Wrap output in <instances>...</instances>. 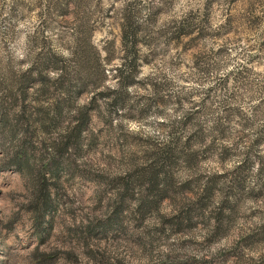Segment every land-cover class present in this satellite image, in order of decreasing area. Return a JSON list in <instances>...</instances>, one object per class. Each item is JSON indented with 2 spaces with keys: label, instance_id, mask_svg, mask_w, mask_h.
Masks as SVG:
<instances>
[{
  "label": "rangeland",
  "instance_id": "obj_1",
  "mask_svg": "<svg viewBox=\"0 0 264 264\" xmlns=\"http://www.w3.org/2000/svg\"><path fill=\"white\" fill-rule=\"evenodd\" d=\"M93 61L48 124L62 67ZM19 75L0 264H264V0H0V99Z\"/></svg>",
  "mask_w": 264,
  "mask_h": 264
},
{
  "label": "trees",
  "instance_id": "obj_2",
  "mask_svg": "<svg viewBox=\"0 0 264 264\" xmlns=\"http://www.w3.org/2000/svg\"><path fill=\"white\" fill-rule=\"evenodd\" d=\"M53 64L58 62V59L56 58L55 60H52ZM90 67H94L95 72L90 71L89 68ZM63 71L61 70V73L59 74V76L56 78V81L54 82V86L55 89L58 88V86H62V90L63 92L66 94V97H53L52 98V103L50 105V107L48 108V110L51 112V115L49 117V123L51 124L50 121L53 122L54 120V116L55 117H60L61 114L64 112V105L70 101L69 99V92L70 90L72 94L77 93L79 90L83 89L86 85L87 82L93 81L95 74L96 76L99 75V72L97 71V66L95 65L94 61L92 62V64H86V63H82L79 62L74 68L73 70L67 71L66 67H62ZM66 68V69H65ZM39 74V73H38ZM40 83H41V92H47L48 91V85H49V81L42 75H38ZM13 78V77H10ZM24 78H26L24 75H19V77L17 79H14L16 82V86H17V90L13 91L12 89H6L4 91L3 97L2 99H0V127H2L6 122H8L10 120L9 118V114H11V116L15 113H12L11 110L13 106H16V101L17 98H21L24 96ZM26 80H28V78H26ZM66 82L67 84H72V82L75 83L74 87H71L69 85H64L63 86V82ZM7 83L9 85H12V83L10 81H7ZM52 93V91H51ZM120 95L118 94L117 97L114 99L113 103H115L118 100V97ZM68 100V101H67ZM19 106L22 108L20 113L22 112L23 109V104L18 103ZM66 107V106H65ZM63 108V110H62ZM20 110V109H19ZM67 110V107H66ZM76 127L83 125L86 121V107L82 106L80 108H78L76 111ZM15 123H18V119L17 116L15 117ZM41 126L42 123H40ZM17 125V124H16ZM12 127V126H11ZM12 129L14 130V128L12 127ZM13 130L10 129L11 132H13ZM9 137V135H6ZM67 137V136H66ZM64 142V141H63ZM187 158L190 160V155L187 156ZM155 165H150L147 166L145 168H142V173H140L139 175H137V180H136V184L139 183H143L145 185V187L148 189L147 193H149L150 195V199L149 200H145L144 197H142L141 203H142V207L143 208H149V207H154L156 204V201L163 196L164 192L162 189H160L159 185L160 182L163 181V179L157 178V170L158 169H163L164 165L162 164L161 160H157L155 161ZM159 171V170H158ZM126 187L127 185H125V187L122 189V191H119L116 193L117 196H119V199H122V194L123 191H126ZM125 189V190H124ZM152 190V191H150ZM119 205H122V202L119 203ZM43 231V230H42ZM41 241V239H40ZM36 251V250H35ZM50 256L47 255V253H43V252H34V255L32 257V260L34 262H36L37 264H45V260L49 259Z\"/></svg>",
  "mask_w": 264,
  "mask_h": 264
}]
</instances>
